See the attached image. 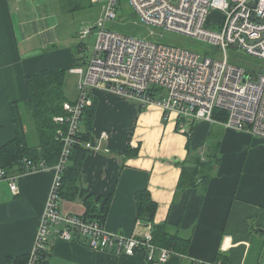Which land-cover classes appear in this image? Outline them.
Segmentation results:
<instances>
[{
    "label": "crops",
    "instance_id": "1",
    "mask_svg": "<svg viewBox=\"0 0 264 264\" xmlns=\"http://www.w3.org/2000/svg\"><path fill=\"white\" fill-rule=\"evenodd\" d=\"M60 10L59 0H0V153L15 138L10 106L27 99L25 75L69 71L88 58L82 56V43L64 41ZM94 97L99 103L88 142L96 144L107 132L102 147L109 152L89 150L78 183L94 196L99 210L107 202L102 223L107 231L152 235L153 224L164 225L188 241L182 255L176 253L165 264L264 263L262 250L251 258L256 239L264 241L259 231L264 230V139L207 121L192 127L193 122H179L157 108L108 93ZM109 101L121 106L117 118L104 112ZM217 138L219 164L206 188L178 190L181 167L190 166L196 156L203 160ZM54 166L35 172L15 169V194L0 180V264H26ZM144 189L157 205L152 223L137 218L135 194ZM59 210L82 218L86 209L80 198L61 199ZM47 248L46 264H146L141 254L99 252L82 241L52 236Z\"/></svg>",
    "mask_w": 264,
    "mask_h": 264
},
{
    "label": "built area",
    "instance_id": "2",
    "mask_svg": "<svg viewBox=\"0 0 264 264\" xmlns=\"http://www.w3.org/2000/svg\"><path fill=\"white\" fill-rule=\"evenodd\" d=\"M99 5L96 19L78 31L83 40L95 30V43L83 66L69 70L78 77L74 101L64 102V114L53 118L63 129L57 132L62 149L53 167L54 178L45 200L26 264H38L48 253L49 237L65 242L82 241L95 251L134 256L141 254L146 264H165L176 253L156 246L151 232L125 235L107 231L102 223L87 221L59 210L61 176L66 166L85 108L94 94L108 93L154 107L179 122L207 121L264 139V73L248 74L230 64L227 49L237 48L264 60V0H129L137 20L146 27L207 42L216 47L220 58L201 57L194 51L162 42L137 39L107 28L117 19L119 0H90ZM211 10L223 13L216 29L207 27ZM162 38V35H160ZM226 119H213L214 111ZM109 134L102 132L96 144L84 143L90 151L108 153L103 144ZM25 172L45 168L22 160ZM17 175L0 171V180L17 193ZM177 255V254H176ZM264 264V263H263Z\"/></svg>",
    "mask_w": 264,
    "mask_h": 264
},
{
    "label": "trees",
    "instance_id": "3",
    "mask_svg": "<svg viewBox=\"0 0 264 264\" xmlns=\"http://www.w3.org/2000/svg\"><path fill=\"white\" fill-rule=\"evenodd\" d=\"M62 9L73 12L87 6H93L90 0H59ZM68 70L40 71L25 75L27 99L21 105L12 103L10 108L13 116L15 128V138L1 148L2 171L6 175L13 174L17 169L25 172L22 160L27 159L34 165L44 163L46 167L54 166L61 155L62 144L57 138L59 126L53 122V118L63 115L62 105L64 102H71L64 93V85ZM98 99L93 97L91 106L84 109L81 124L76 139L77 144H73L64 171L61 176V186L59 196L61 199L74 201L83 199L85 213L83 219L87 221H97L103 223L106 211L104 207L96 208L92 202L93 195H87L79 187L78 179L81 166L85 157L89 153L83 145L90 141L94 120L97 113ZM27 111L30 119L32 133L28 134L21 114V108ZM213 119L224 121V112L215 110ZM193 122L191 126L193 127ZM193 129V128H192ZM33 135V137H32ZM218 138L211 147V152L202 160L199 156L193 157L190 166H182L177 189L202 187L206 188L209 180L213 176L218 158ZM136 200L139 202L137 218L144 223H152L157 209L156 203L152 200L149 192L144 189L136 192ZM153 243L156 246L170 249L174 253L184 252L187 239L170 234L164 225L153 224ZM183 251V252H182ZM49 254H43L38 264H46ZM27 261V257H26Z\"/></svg>",
    "mask_w": 264,
    "mask_h": 264
},
{
    "label": "rangeland",
    "instance_id": "4",
    "mask_svg": "<svg viewBox=\"0 0 264 264\" xmlns=\"http://www.w3.org/2000/svg\"><path fill=\"white\" fill-rule=\"evenodd\" d=\"M128 2L129 0H119V6L117 9L118 17L113 23L108 24V29L114 30L118 33L134 36L137 39L155 41L161 40L164 43L176 45L194 51L201 57H221L220 54H217L216 47L207 42H202L176 33L164 32L156 28L146 27L143 23L137 20ZM62 8L60 6L61 10L59 12V17L62 23V34L64 41H71L75 44L82 43L84 47L82 51V56L84 58L89 57L95 43V30L93 31L92 35L83 40H81L76 34L81 28L90 25L93 20L96 19L100 11V6H87L85 8L78 9L73 12L65 11ZM222 20V12L218 10H211L206 25L209 29H216V27L213 26H218L219 24H221ZM160 35H162V38H160ZM226 56L230 64L243 68L248 74L264 73V60L249 56L240 49H227ZM77 80L78 77L76 75L70 74L68 71L64 85V93L69 101H74L77 97ZM111 102L112 101H109L108 103L111 106L107 107L104 112L105 114L110 113V115L117 118V115H119L120 113L121 106L118 103L110 104ZM21 114L24 120L25 128L30 136V134L32 133V128L30 125L31 123L29 115L24 109V107L21 108ZM261 250L262 254L264 255V241L260 242L258 239H256L252 247L251 258L256 255L255 259H257V253L261 252Z\"/></svg>",
    "mask_w": 264,
    "mask_h": 264
},
{
    "label": "water",
    "instance_id": "5",
    "mask_svg": "<svg viewBox=\"0 0 264 264\" xmlns=\"http://www.w3.org/2000/svg\"><path fill=\"white\" fill-rule=\"evenodd\" d=\"M259 231H260L261 233H264V230H260V229H259Z\"/></svg>",
    "mask_w": 264,
    "mask_h": 264
}]
</instances>
